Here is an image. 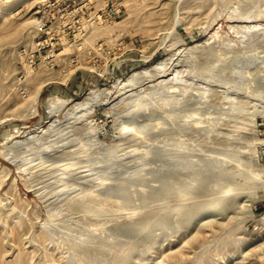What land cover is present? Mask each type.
I'll return each instance as SVG.
<instances>
[{"label":"rangeland","instance_id":"1","mask_svg":"<svg viewBox=\"0 0 264 264\" xmlns=\"http://www.w3.org/2000/svg\"><path fill=\"white\" fill-rule=\"evenodd\" d=\"M0 264H264V0H0Z\"/></svg>","mask_w":264,"mask_h":264},{"label":"bare ground","instance_id":"2","mask_svg":"<svg viewBox=\"0 0 264 264\" xmlns=\"http://www.w3.org/2000/svg\"><path fill=\"white\" fill-rule=\"evenodd\" d=\"M3 1H6V0H3ZM245 30H243V32H241V33H247V32H251V31H253L254 29H257V26L253 29V28H250V27H246V28H244ZM164 65V64H163ZM163 65L160 67H158L157 66V69H161V70H163L164 69V67H163ZM164 73V72H163ZM176 82L177 83H174V84H178V82H180L181 81V78L179 79L178 77L176 78ZM131 82H133V81H131ZM182 82V81H181ZM180 82V83H181ZM164 83H166V82H164ZM179 83V84H180ZM167 86V85H166ZM166 88V87H165ZM164 88V89H165ZM169 88H174V87H169ZM179 88V87H178ZM157 92V91H156ZM184 92V91H183ZM183 92H181V93H183ZM172 93V92H171ZM171 93H169V94H171ZM185 94V93H184ZM184 94L182 95V96H184ZM186 94H188V92L186 93ZM206 94V93H205ZM203 95V96H205L204 98H207L208 99V94L207 95ZM189 95V94H188ZM210 95V94H209ZM187 96V95H186ZM192 96H193V94H192ZM168 97H170V96H168ZM171 97H172V99H176L177 98V95H172L171 94ZM170 97V98H171ZM96 98H98V96H97V94H95L93 97H91V98H88L84 103H78V104H76L75 106H77L78 108H81L82 106H84V107H89V105H93L94 104V102H95V100H96ZM190 98V97H189ZM183 99H184V97H183ZM166 100H167V98H166ZM171 100V99H170ZM182 100V99H181ZM168 101V100H167ZM175 101H177V100H175ZM199 100H197V101H195V102H197V103H194V104H202L201 102H198ZM202 101H203V99H202ZM183 102V101H182ZM194 102V101H193ZM171 103V102H170ZM179 105H180V102H177ZM166 104H168V102H166ZM188 104V103H187ZM186 104V105H187ZM169 105V104H168ZM136 106H138V105H136ZM176 106H178V105H176ZM199 106H201V105H199ZM77 108V109H78ZM145 108H148V107H145ZM144 108V109H145ZM138 110V109H137ZM131 111V110H130ZM133 111V110H132ZM136 111V110H135ZM211 113V112H210ZM196 116V115H195ZM175 117V116H174ZM173 117V118H174ZM193 118V117H192ZM191 118V119H192ZM194 119V118H193ZM202 122V121H201ZM200 123V122H199ZM196 125V124H195ZM197 125H198V122H197ZM132 126L133 127H130V126H125V133H128V132H132L133 133V135H135V136H142L145 132V130H146V128H138V127H136L135 125H133L132 124ZM144 136V135H143ZM143 136H142V138H143ZM134 152V151H133ZM194 155V154H193ZM46 157V156H45ZM89 173V172H88ZM105 181H107V180H105ZM103 182V181H102ZM107 183V182H106ZM13 184V183H12ZM105 184V183H104ZM196 185V184H195ZM192 194V193H191ZM190 196H192V195H190ZM193 197H189V196H186L184 199H183V201H188V200H190V199H192ZM194 199V198H193ZM214 202V201H213ZM186 206V205H185ZM219 205L218 204H214L212 207L215 209V208H217ZM213 209V210H214Z\"/></svg>","mask_w":264,"mask_h":264}]
</instances>
